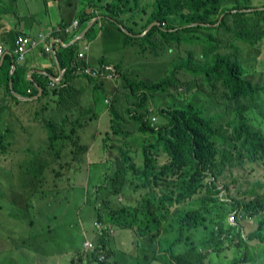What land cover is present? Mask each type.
I'll use <instances>...</instances> for the list:
<instances>
[{
	"label": "trees",
	"instance_id": "16d2710c",
	"mask_svg": "<svg viewBox=\"0 0 264 264\" xmlns=\"http://www.w3.org/2000/svg\"><path fill=\"white\" fill-rule=\"evenodd\" d=\"M255 1L80 0L77 6L75 1L66 0L73 11L80 10L79 17L62 25L66 32L74 24L67 34L78 36L92 19L103 17L108 28L127 43L137 44L140 55L162 57L171 50L177 53L170 73L159 82L125 75L121 62L113 64L102 58L99 65L113 67L114 77L120 73L125 84L123 91L115 87L110 98V83L75 72L82 65L94 67L88 59V44L82 48L83 62L77 54L80 42L88 43L95 35V22L76 44L57 52L60 67L65 70L61 83L51 88L50 78L56 76L53 73L54 76L38 79L43 91L38 101L48 107L36 111L33 118L48 132L47 150L52 152L48 163L42 160L45 151L37 154L41 159L36 164L42 166L45 176L64 181L70 172L91 166L90 142L97 135L105 136L104 150H112L106 141L120 148L118 168L104 175L103 184L93 196L97 230L95 242L90 241L93 249L84 247L86 252H77L69 264L99 263L102 257L113 260L118 252L129 253L131 246L137 247L135 259L143 264H253L255 260L264 264V133L249 118L264 84L244 75L242 59L247 45L252 52V46L256 47L258 54L257 47L264 41V10L244 12L264 8V4L255 5ZM154 23L158 25L148 30ZM121 26L133 36L126 35ZM200 32L202 37L196 35ZM10 66L11 61H6L0 74L7 93L12 83V92L30 99L38 95V90L26 80L24 69L16 67L11 73ZM90 83L91 103L87 105L86 92L83 106V87L88 89ZM179 86L185 91L176 94L182 96L178 104L164 106L156 102L158 93L171 95L169 90ZM28 89L32 93L27 96ZM101 91L106 95L103 100L98 97ZM188 91L191 95L207 96L220 115L209 117L187 100ZM8 98L11 104L0 107V165L7 161L13 164L11 156L6 158L7 153L20 148L19 129L11 122L12 108L18 109L23 103L13 95ZM106 98L110 100L105 101ZM101 105L107 108L102 113L97 111ZM49 107L47 118L43 111ZM150 109L159 116L156 125L149 119ZM4 112L9 117L7 121ZM103 116L109 128H101ZM133 123L139 134L150 135V139L139 144L140 151H135L140 163L127 144L134 135L128 128ZM162 156L164 161L160 160ZM236 160L253 168L239 179L229 173L230 180L224 185L226 171ZM251 186L253 192L249 195L247 188ZM239 196L245 205L240 211L249 217L242 223L241 234L227 223L228 214L240 204ZM223 198L231 201L224 203ZM251 245L258 247L257 254L250 253Z\"/></svg>",
	"mask_w": 264,
	"mask_h": 264
},
{
	"label": "rangeland",
	"instance_id": "374dc122",
	"mask_svg": "<svg viewBox=\"0 0 264 264\" xmlns=\"http://www.w3.org/2000/svg\"><path fill=\"white\" fill-rule=\"evenodd\" d=\"M20 1L0 0V3L7 8H19L21 13L25 5L35 10L44 7L33 0H26L27 3L25 0ZM262 4H264V0L255 1V5L262 6ZM121 28L127 33L126 35H131L122 26ZM104 29L103 37L93 36L94 40L98 41L96 46L92 47L94 64H97L99 53L105 51L110 62L113 64L122 63L121 71L125 75L139 77L144 81L159 82L163 81L164 75L170 73L173 59L177 55L175 50L168 51L162 57H154L148 53L140 55L137 44L127 43L123 36L108 26ZM110 31L112 34H109ZM202 34L200 32L196 35L202 37ZM252 47L253 52L249 45L242 52L244 75L253 82L264 84V41L257 47L259 48L258 54L256 47ZM118 75L119 78L116 79ZM118 75L112 83L108 82L111 83L109 88L111 93L108 94L110 98L113 96L115 87H117V91L124 90L121 88L125 86L123 78L120 73ZM184 91L185 88L179 86L178 89L169 90L171 95L158 93L156 102L162 103L164 106L178 104L182 96L176 94ZM190 95L189 91L186 92L187 100L193 101L209 117L220 115L219 112L213 110L211 100L207 96L201 93ZM98 97L103 100L106 95L101 91ZM128 98L132 99L131 97ZM107 100L110 99L107 98ZM82 101L83 106H85V96H83ZM90 103L91 100L87 99L88 106ZM21 106L14 110L16 114L13 116L14 121L11 122L16 129H19L17 141L20 143V148L16 152L9 151L7 153L6 158L9 160V156H11L13 164L10 165L7 161V163L0 165V264H69L77 252H86L84 249L86 239L92 242L96 240L94 234L97 230L94 227L93 196L95 190L103 184L104 175L113 173L118 168L116 161L117 152L120 148L114 143L106 141L107 146L111 147L112 150L108 147V150H104L105 143L103 140L105 136L103 134L97 135L96 139L90 142L92 144L90 150L91 166L85 165L79 172H70L69 178L64 181L53 176H45L42 166L36 164V160L41 159V156H37V154L43 151L45 153H43L42 160L48 163L51 159L49 155L52 152L47 150L49 148V134L41 123L34 120L32 116L35 111L41 109V104ZM49 109L51 112V107ZM106 110L107 108L103 105L97 109L100 113ZM56 112L57 114L60 113L59 110ZM2 114L7 121L8 115L5 112ZM157 117L159 122V116L157 115ZM249 118L250 122L264 133V90L259 93L254 101ZM100 124L101 128H109L107 118L104 116ZM130 126L128 128L134 135L127 144L131 147L134 155L135 151H140L139 144L143 143L144 139H150V135L139 134L136 130V123ZM20 128L25 129V132ZM84 137L89 140L88 136L84 135ZM138 139H140L139 143H137ZM37 148L39 150L36 151ZM135 157L137 163H140L138 154H135ZM160 160L164 161L165 157L162 156ZM112 162L114 165L111 164ZM250 168L253 167L242 164L240 160L234 161L230 171H226L223 184L225 185V182L230 180L229 173L234 178L238 177L239 179ZM223 184L219 183L221 189H223ZM232 187L235 188L233 185ZM247 189V194L250 195L253 192V186ZM30 222L35 224L30 225ZM254 223L256 224V221ZM137 252V247L131 246L129 253L118 252L113 260L107 258L101 264H143L135 259Z\"/></svg>",
	"mask_w": 264,
	"mask_h": 264
},
{
	"label": "crops",
	"instance_id": "0c3cea01",
	"mask_svg": "<svg viewBox=\"0 0 264 264\" xmlns=\"http://www.w3.org/2000/svg\"><path fill=\"white\" fill-rule=\"evenodd\" d=\"M33 1L38 3L40 6H44L43 9L38 8L35 10L25 5V8L21 13L19 8H7L3 4L0 5V7L2 8V11H0V47L4 46V51L2 55H0V74L2 71V67L5 65V62L7 61L8 64L11 61V66L9 67L11 73L16 69V67H22L25 71L26 80L31 82L35 89H37L39 92L38 79L42 76L50 77L54 76L51 73L55 74L56 76L54 77L60 79V81H56L57 84H60L64 77L65 70L61 69L57 58V52H59L60 48H67L71 45L76 44L85 36L86 32L95 24V22H97L95 35L103 37L104 32L102 28L108 25L104 22L103 17H97L96 19H92L93 21L91 20L87 25V27H89L87 31L83 32L87 28L86 27L79 33L78 36H72L71 34H67L65 31H63L62 27L65 24L67 25L71 21H73L74 18H76L80 14V10L75 9V11H73V7L67 6L69 4H67L66 0ZM72 1H75V3L80 2V0ZM25 3H27L26 0ZM63 3H65V5H63ZM79 5L80 4L77 3V6ZM20 34H24L32 40H39L40 36H43V39L40 40L37 45H32L29 47L23 62H19L15 54V41L17 36ZM96 42L97 41L92 38L90 42L83 44H81L80 42L79 45V51L82 50L85 44L89 45L90 51L88 53V59L94 66L99 65V63L102 61V58H107L106 52L101 51L97 57V64L93 63L92 47ZM46 47L50 48L49 52L46 51ZM6 68H8L7 65ZM4 83L5 81L0 76V107L3 105V103H8L9 105L11 104V101L8 98L10 95L18 98V100H20L22 103L28 104L30 102L28 100H25V98L27 97H23L17 94L16 91L12 92L13 87L11 83L10 90H8L9 93H7ZM83 89V96L86 97L87 92V99L91 100L90 91H92V83H90L88 89H86L85 87H83ZM31 93V89H28L27 96ZM47 98H50L52 100V97ZM32 100H36V98L33 97ZM15 109L16 107L12 108L13 116L16 114L14 111ZM90 156L91 153L88 154L89 161L91 162ZM111 164L114 165L113 162ZM255 226L256 224L253 223L251 229L254 230ZM257 252L258 247H253V245H251L250 253L257 254ZM253 264H259V262L255 260Z\"/></svg>",
	"mask_w": 264,
	"mask_h": 264
},
{
	"label": "clouds",
	"instance_id": "9594fccd",
	"mask_svg": "<svg viewBox=\"0 0 264 264\" xmlns=\"http://www.w3.org/2000/svg\"><path fill=\"white\" fill-rule=\"evenodd\" d=\"M21 35L25 36L24 34H20V35L17 36V38H18L19 36H21ZM17 38H16V40H17ZM88 48H89V50H90V47H89V46H88ZM15 49H16V41H15ZM81 51H83V49H82ZM81 51L78 52V54H77V59H78L79 61L83 62V61H84V58L81 59V58L79 57V53H80ZM16 58H17V55H16ZM17 60H18V58H17ZM19 62H20V61H19ZM22 62H23V61H22ZM103 66H108V65H97V66H94V67H91V68L100 69V68L103 67ZM83 67H84V65H82L81 68L76 69L75 72H76L77 74H79V75H85L84 73H82V68H83ZM111 68L113 69V67H111ZM113 71H114V74H113V78H112V80H109V79H106V78L97 79V80L102 81V82H105V83H108V82H111V83H112V81L115 80L114 75H115V73H116V71H115L114 69H113ZM85 76H88V75H85ZM88 77H89L90 79H92L91 76H88ZM54 78H55V77H54ZM50 79H51V78H50ZM55 79H58V78H55ZM51 80H52V79H51ZM111 83H110V84H111ZM56 85H57V82L52 80V82L50 83L51 88H52V89H55V88L57 87ZM39 88H40V87H39ZM40 89H41V88H40ZM41 90H42V89H41ZM42 93H43V91L41 92L40 95H39V93H38V95L34 96V98H36V100H32L33 98L30 99V98H28V97L25 98V100H28V101H30L31 103H30V102H29L28 104H27V103H23L22 105H32V104H37V103L41 104V103L38 101V99L41 97ZM36 101H37V102H36ZM105 101H107V98L105 99ZM44 107H46V106L41 105V109L44 108ZM41 109H40V110H41ZM40 110H37V111L40 112ZM151 111H152V112H151ZM35 112H36V111H35ZM149 112H150L149 119H150V121H151V124H152V125H156V124L158 123V117H157V115H156V112H157V111H155L154 109H150ZM43 114H44V115L46 114V117L48 118V117H49V114H50V109L48 108V111H43ZM32 116L34 117V114H33ZM152 117H155V118H156V122H155V123L152 122ZM47 133H48V132H47ZM107 160H109V159H107ZM220 189H221V188H220ZM220 196H221V198H222V197H223V193H221ZM238 200H239L240 204H236V206L231 210L232 213H229V214H228L227 223H228V225H229L230 227L235 228V229L237 230V232H238L239 234H241V233L243 232L242 223H243V222H246V221L248 220L249 217H248V215H247V213H246L245 211H240L241 209H243V208L245 207V205H243L244 201L241 199V197H239ZM222 201H223L224 203H226V201H227V202H230L231 200H230V199H227V200L225 201V198H223ZM234 213H236V215H237V219H236L235 224H231L229 220H230L231 215L234 214ZM85 249H86V248H85ZM211 251H212V250H210L209 252H211ZM212 255H213V253L211 254L210 258L212 257ZM105 261H106V259L102 257V258H100V259L98 260L99 263H94V264H101V263H103V262H105Z\"/></svg>",
	"mask_w": 264,
	"mask_h": 264
},
{
	"label": "built area",
	"instance_id": "2783aa9c",
	"mask_svg": "<svg viewBox=\"0 0 264 264\" xmlns=\"http://www.w3.org/2000/svg\"><path fill=\"white\" fill-rule=\"evenodd\" d=\"M74 23H75V25L78 24V22H74ZM73 26H74V24L71 27H68L66 32L67 33L72 32V27ZM42 39H43V36H40L39 40H32L29 37L23 36V35L19 36L17 38V40H16V49H15V54L17 55L18 61H20V62L24 61L29 47L32 46V45H37L39 43V41L42 40ZM3 51H4V46H1L0 47V55H2ZM46 51L49 52L50 48L46 47ZM79 57L81 59L84 58L83 51H81L79 53ZM82 73H84L85 75L91 76V78L92 77L97 78V79L106 78V79L112 80L114 71H113V69L110 66H103L100 69H95V68H91V67L87 68L85 66V67L82 68ZM152 122L153 123L156 122V118L155 117H152ZM236 219H237V215H236V213H234V214L231 215L229 221H230L231 224H235ZM84 247L86 249L87 248H92L93 249V243L90 242V241H87L85 243Z\"/></svg>",
	"mask_w": 264,
	"mask_h": 264
},
{
	"label": "water",
	"instance_id": "95a60500",
	"mask_svg": "<svg viewBox=\"0 0 264 264\" xmlns=\"http://www.w3.org/2000/svg\"><path fill=\"white\" fill-rule=\"evenodd\" d=\"M256 10H264V8L252 9V10H245L244 12H250V11H256ZM223 17H224V15L221 16L219 22L222 21ZM91 24H92V23H91ZM91 24H90V25H91ZM218 24H220V23H218ZM154 25H158V24H157V23L152 24L151 26L148 27V30H150ZM91 26H92V25H91ZM83 32H84V31H83ZM51 79H52L53 81H58V80L60 81V79H57V80H56L54 77H51ZM11 85H12V83H11ZM41 92H42V90L39 88V95L41 94Z\"/></svg>",
	"mask_w": 264,
	"mask_h": 264
}]
</instances>
